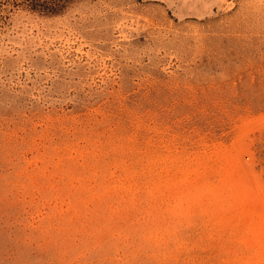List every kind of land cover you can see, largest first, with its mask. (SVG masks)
Listing matches in <instances>:
<instances>
[{"label":"rangeland","instance_id":"obj_1","mask_svg":"<svg viewBox=\"0 0 264 264\" xmlns=\"http://www.w3.org/2000/svg\"><path fill=\"white\" fill-rule=\"evenodd\" d=\"M172 1L0 0V264H264V0Z\"/></svg>","mask_w":264,"mask_h":264},{"label":"bare ground","instance_id":"obj_2","mask_svg":"<svg viewBox=\"0 0 264 264\" xmlns=\"http://www.w3.org/2000/svg\"><path fill=\"white\" fill-rule=\"evenodd\" d=\"M167 1V0H166ZM169 1H171L170 3H172L173 1L172 0H169ZM178 2H179V4L178 5H180V6H175L174 7V11H175V13L179 16V17H183L185 14H188V15H193V14H203L205 11H206V9L207 8H209L210 7V4L211 3H213L212 2V0H209L207 3L205 2V4L203 5V6H201V7H199L200 5H198V6H196V3H198L199 1H197L196 2V0H177ZM177 2V3H178ZM168 4H169V2H167ZM200 3V2H199ZM174 4V3H173ZM172 5V4H171ZM177 5V4H176ZM182 6L183 7H187V11L188 12H185L186 10L185 9H183L182 8ZM211 6H212V4H211ZM171 7V6H170ZM198 8H200L201 9V11L200 10H198ZM181 9H183V11H184V13H183V11L181 10ZM204 11H203V10ZM210 9V8H209ZM209 9H207V10H209ZM209 12V11H208ZM204 15V14H203ZM168 169V168H167ZM166 172V171H165ZM166 175V174H165ZM260 192L262 193V196L261 197H263L264 196V187L262 188V190H260ZM254 194H255V192H254ZM257 194H258V192H257ZM258 195H260V194H258ZM257 195V196H258ZM260 197V196H259ZM261 197H260V199H261ZM263 200V201H262ZM261 200V202H263L264 203V199H262ZM258 202V201H257ZM256 205H258V204H256ZM263 205V204H262ZM258 207V206H257ZM263 207H264V205H263ZM263 207H261L262 209H257L256 210V212L258 213V214H260V216H264V208Z\"/></svg>","mask_w":264,"mask_h":264}]
</instances>
